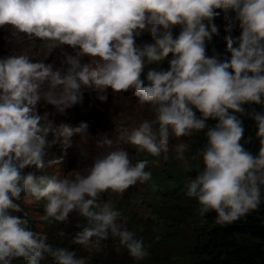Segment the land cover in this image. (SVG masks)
Listing matches in <instances>:
<instances>
[{
	"label": "clouds",
	"instance_id": "9594fccd",
	"mask_svg": "<svg viewBox=\"0 0 264 264\" xmlns=\"http://www.w3.org/2000/svg\"><path fill=\"white\" fill-rule=\"evenodd\" d=\"M217 9L234 12L240 28L237 46L226 37L230 58L223 61L206 55V41L217 32L212 23ZM5 25L43 41L44 56L58 45L78 51L65 54L67 67L55 71L51 64L31 62L29 49L0 59V264L14 259L85 264L76 250L54 245L46 233L30 228L26 215H16L23 212L22 194L27 204L45 202L41 219L50 225L68 223L73 214L84 219L83 226L76 224L71 245L99 251L111 238L134 260L146 258L143 240L126 227L128 218L111 199H102L106 192L122 194L151 179L145 170L149 161L134 162L124 144L167 158L172 138L203 132L206 144L193 157L201 159L203 169L186 186L187 196L199 205L198 215L214 211V224L224 226L258 208L264 188V113L252 114L260 144L256 155L240 143L243 127L235 113H243L245 103L264 105V0H0V27ZM174 26L181 28L175 38ZM144 31L154 42L138 47L135 37ZM169 54L168 70H149L145 83L146 63ZM82 88L97 92L101 101L108 88L132 89L152 118L131 131L100 137L95 144L100 151L89 166L49 176L45 169L60 160H45L46 149L57 143L67 149L77 135L88 140V124L55 126L36 106L43 99L63 114L82 102ZM209 118L218 121L215 127L208 126ZM187 149L178 144L176 158ZM80 152L88 157L85 147ZM33 167L45 174H25Z\"/></svg>",
	"mask_w": 264,
	"mask_h": 264
},
{
	"label": "trees",
	"instance_id": "16d2710c",
	"mask_svg": "<svg viewBox=\"0 0 264 264\" xmlns=\"http://www.w3.org/2000/svg\"><path fill=\"white\" fill-rule=\"evenodd\" d=\"M216 11L219 15L212 23L217 27V32L206 41V55L223 61L230 58L226 51V37H231L235 41L233 46H237L240 28L234 19V12ZM229 25L231 31H226ZM170 59L172 54L160 60L159 67L153 69L159 71L164 67L167 71ZM242 107L243 113H235L243 127L240 143L245 150L256 155L260 144L252 114L264 113V105L245 103ZM200 117L197 111V118ZM206 123L209 127H215L218 121L209 118ZM205 144L203 132L189 136L185 151L188 166L181 167L166 161L164 168L152 169V164L160 161L159 157L141 151L135 161L148 160L145 170L152 173L151 179L142 185L144 196L148 199L140 194L128 200L114 201L108 192L102 194V199H111L122 216L128 218L126 227L136 234L137 239L143 240L148 256L143 260H134L118 241L109 238L88 264H264V188L261 189L262 201L256 210L224 226L214 224V211L200 217L196 199L186 194L188 182L203 169L201 159L193 157ZM142 209L148 210L147 213H143ZM152 216L158 217V220L153 221ZM77 223L83 226L85 221L75 216L70 238L79 230ZM47 235L50 241L51 235ZM11 264H27V261L14 259Z\"/></svg>",
	"mask_w": 264,
	"mask_h": 264
},
{
	"label": "rangeland",
	"instance_id": "374dc122",
	"mask_svg": "<svg viewBox=\"0 0 264 264\" xmlns=\"http://www.w3.org/2000/svg\"><path fill=\"white\" fill-rule=\"evenodd\" d=\"M12 28H10L11 30ZM8 27L5 28L4 31H0V59L12 56V55H20L24 54V51H28L29 59L31 62H43L45 64H53L52 68L55 71V69L60 68H66V64L63 63L64 60L60 61V57H54V53H50L48 57H44L43 60L41 58H36L37 53H40L43 42L37 43V44H23L22 46L15 47L10 42H8L9 39H13L14 36L12 35L15 31H8ZM181 28L180 26H174L172 28V35L173 38L179 35ZM3 32V33H2ZM9 32V33H8ZM11 33V34H10ZM2 34V36H1ZM152 37L149 33L146 31L141 32L139 36L135 37V44L136 46H142L144 44H150L153 43ZM14 44V43H13ZM41 46V47H40ZM60 46V45H58ZM56 46V47H58ZM61 49L63 50V54H70L75 55L77 51L73 53H69L67 50L66 45H61ZM40 48V49H39ZM39 50V51H38ZM42 53V52H41ZM54 57H52V56ZM50 57V58H49ZM65 59V58H64ZM51 60V61H50ZM50 62V63H49ZM51 64V65H52ZM55 64V65H54ZM160 61H153L150 63H146V67L153 69L154 67H159ZM66 66V67H65ZM165 71L164 67L159 68V71ZM105 96L107 94L103 93ZM82 102L79 104L74 105L73 107L67 109L63 114L56 112L54 107L48 103H46L43 99L40 100L36 106L37 113L40 115H43L44 113H48V119L53 122L55 126L60 125L61 123L70 125L72 127L78 126L81 122L88 124V140L81 141V138L77 135L72 137V144L69 148L64 149L60 143H57L55 145H52L46 149V156L45 160L49 159H59L60 163L56 166L48 167L45 169V172L49 176H63L67 174L70 171L77 170V169H83L86 166H89L92 163V157L97 154L100 150L95 147L96 141L107 134L109 137V133H107V130L100 124L99 119H94L92 117L89 118V116H86V120H82L81 115L84 113V108L89 107L90 105L93 106L98 114V106H99V99L97 92L89 89H83L82 88ZM113 98H110V103L112 102ZM125 107L123 108L124 113L131 121V128L129 131H131L133 128L137 127L139 123L143 119H151L152 114L150 110L146 106H141L137 103V99H127L125 100ZM104 111L107 112L108 108L103 107ZM193 111L195 112L197 116V110L193 108ZM100 115V114H99ZM101 117V115H100ZM102 118V117H101ZM91 121V122H90ZM52 137L49 135L48 140L51 141ZM189 140L188 137H181L179 139L172 138L169 142V152L166 154L167 158H165V154H161L159 157L160 161L154 162L151 166L152 169H162L165 166L166 161H172V163L175 165V167H181V166H188V159L185 154L183 153L182 159L176 158V152L175 148L180 143L187 144ZM85 144V145H82ZM83 146L88 150V157L85 158L81 155L80 147ZM131 151L129 152L132 156L134 162L135 158H137L141 151H138L134 146L131 147ZM74 162V163H73ZM25 174L27 173H34L36 175L45 174L41 171L36 170L33 168H25L24 169ZM143 184H137L135 186L130 187L122 194H114L108 192L110 195H112V200L118 201L120 199L128 200L131 198H135L136 196H139L142 194L144 196L145 190L142 188ZM145 199H148L147 196H144ZM23 208L22 213H16V215H26L27 219L29 220V226L32 230L46 233L51 235L50 242L53 243L56 246L59 247H69V250H76L78 256H82L85 258V264H88L91 258L94 254H96L97 251H87L82 249L81 247L75 248V246L70 244L71 238H70V231L74 226L75 221V214H73L70 217V221L68 223H59V224H49L47 221L42 220L41 217L44 215V203L43 201L33 203V204H27L23 198L19 201ZM144 212L147 213L148 210L142 209ZM64 232V236H60L59 233ZM74 247V248H72Z\"/></svg>",
	"mask_w": 264,
	"mask_h": 264
},
{
	"label": "bare ground",
	"instance_id": "6f19581e",
	"mask_svg": "<svg viewBox=\"0 0 264 264\" xmlns=\"http://www.w3.org/2000/svg\"><path fill=\"white\" fill-rule=\"evenodd\" d=\"M8 27V29L10 30V28H12L10 31H15L14 29H13V27L11 26V25H5V26H2V27H0V31H4L5 30V28H7ZM8 30V31H9ZM16 32V31H15ZM3 33V32H2ZM9 33V32H8ZM11 34V33H10ZM1 36H2V34H1ZM61 46V45H60ZM60 46H58V47H55L51 52L52 53H54V57L56 58V57H60V61H62V60H64V58H65V55H63V57L61 56V54H63V50L61 49V47ZM41 47V46H40ZM40 49V48H39ZM39 51V50H38ZM41 51V50H40ZM41 53V52H40ZM48 55H50V53L48 54ZM48 55L47 56H44L43 55V53H41L40 55H36V58H41L42 60H43V58L44 57H48ZM52 56V55H51ZM53 57V56H52ZM53 57V58H54ZM50 58V57H49ZM45 59V58H44ZM51 61V60H50ZM50 63V62H49ZM51 64H52V62H51ZM55 65V64H54ZM52 66H53V64H52ZM67 66V65H66ZM65 66V67H66ZM55 68V67H54ZM53 68V69H54ZM56 70V69H55Z\"/></svg>",
	"mask_w": 264,
	"mask_h": 264
}]
</instances>
